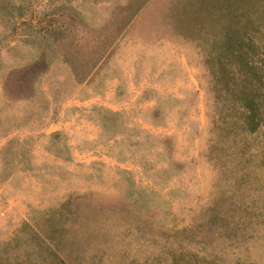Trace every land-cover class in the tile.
Listing matches in <instances>:
<instances>
[{"label": "rangeland", "instance_id": "rangeland-1", "mask_svg": "<svg viewBox=\"0 0 264 264\" xmlns=\"http://www.w3.org/2000/svg\"><path fill=\"white\" fill-rule=\"evenodd\" d=\"M219 25L217 0H0V264L44 230L70 264H264V123L233 125ZM230 200L237 240L206 224Z\"/></svg>", "mask_w": 264, "mask_h": 264}, {"label": "trees", "instance_id": "trees-1", "mask_svg": "<svg viewBox=\"0 0 264 264\" xmlns=\"http://www.w3.org/2000/svg\"><path fill=\"white\" fill-rule=\"evenodd\" d=\"M217 5L220 25L214 46L218 56L214 78L226 92L227 101L238 107L232 114L233 125L254 132L264 123V0H217ZM256 33H260V41L255 39ZM223 204L212 208L207 227L215 225L216 221L223 239L237 240L241 235H236L238 225H234L232 216L241 210L243 217L251 219L256 207L238 206L231 200ZM36 234L41 246L36 249L32 264H70L69 254L60 251L58 234H47L45 230ZM208 254L210 256L199 250H189L187 264H219L214 253L208 251ZM78 255L82 258V253L79 252L77 258Z\"/></svg>", "mask_w": 264, "mask_h": 264}, {"label": "crops", "instance_id": "crops-1", "mask_svg": "<svg viewBox=\"0 0 264 264\" xmlns=\"http://www.w3.org/2000/svg\"><path fill=\"white\" fill-rule=\"evenodd\" d=\"M0 89H1V92L2 93H0V98H1V100H2V102H3V100H5V101H7V102H10L12 105H14L12 102H15L13 99H14V94L12 93V92H10L8 89H6V91H4L3 92V88H2V86L0 87ZM1 102V103H2ZM3 104V103H2ZM3 108H4V106H2L1 107V105H0V112L3 110ZM9 117V115L8 114H5V115H1V113H0V118L2 119V118H8ZM22 117H24V116H22ZM8 121V120H7Z\"/></svg>", "mask_w": 264, "mask_h": 264}]
</instances>
